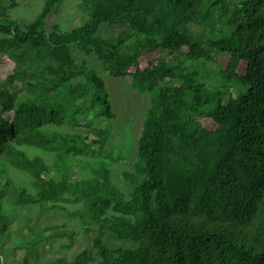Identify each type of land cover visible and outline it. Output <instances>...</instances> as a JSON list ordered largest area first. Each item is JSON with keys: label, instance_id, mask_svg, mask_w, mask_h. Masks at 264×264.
<instances>
[{"label": "trees", "instance_id": "obj_1", "mask_svg": "<svg viewBox=\"0 0 264 264\" xmlns=\"http://www.w3.org/2000/svg\"><path fill=\"white\" fill-rule=\"evenodd\" d=\"M63 2L46 0L22 23L7 14L16 0H0V62L12 67L0 81V170L25 172L34 189L0 184V233L10 232L8 200L42 211L75 202L96 256L37 264H264V0H78L84 23L48 30ZM105 24L123 31L108 38ZM73 46L150 94L140 159L123 174L129 193L103 160L73 174V159L90 145L101 154L109 138L81 115L116 117L105 81ZM214 52L229 55L218 84L206 66ZM66 125L73 131L56 130ZM27 146L53 153L55 167ZM108 230L138 246H108Z\"/></svg>", "mask_w": 264, "mask_h": 264}, {"label": "rangeland", "instance_id": "obj_2", "mask_svg": "<svg viewBox=\"0 0 264 264\" xmlns=\"http://www.w3.org/2000/svg\"><path fill=\"white\" fill-rule=\"evenodd\" d=\"M9 4L11 0H2ZM17 4L7 11V14L22 23L33 21L44 8L46 0H16ZM78 0H64L60 9L52 12L47 19V29L50 30L54 24L59 25L62 30H70L84 23V18L77 7ZM123 31V27L105 24L101 33L108 38H113ZM72 52L81 63L87 62L97 75L103 78L110 95V101L116 117L113 119L101 118L92 110L81 115L82 122L89 121L93 126L102 125L109 129V138L99 154L97 145L85 148L86 155H80L73 159V174L86 175L87 171H94L97 161L103 160L111 171L114 183L122 188L125 193L131 190L130 183L124 179V172L130 171L135 162L140 159L139 142L142 136V121L147 105L150 103V94L141 93L134 89L128 77L112 76L103 66L95 54H86L76 46ZM166 51H160L164 54ZM155 56V55H152ZM215 62H207V70L210 72L212 84H218V73L226 67L229 61L227 53L214 52ZM183 60L188 62L184 57ZM4 59V57H2ZM5 59L8 58L5 56ZM8 61V60H7ZM10 62V61H9ZM147 64L146 60L141 61ZM242 70V69H241ZM12 72L8 62H0V81ZM96 108L99 109L97 106ZM203 123V121H202ZM56 130L70 132L69 126L57 127ZM92 136V135H91ZM29 156L38 155L44 158L49 165L55 167L56 157L51 152L43 151L36 147H23ZM2 171V170H0ZM6 177H10L20 187L26 188L34 193L32 181L28 174L18 169L6 167V173L2 171L0 184ZM5 204L4 211L10 218V232L0 233V264H23V259L28 254V248L33 249L29 254L30 264L50 261L60 257L72 259L77 254L87 249L91 256H96L92 238L94 232L74 216L75 211L83 208L81 203L59 202L61 207L40 210L38 205H16L9 200ZM98 228V226L93 225ZM73 230L74 237L71 241L68 236H60V231ZM105 243L110 247H137L138 243L130 240H121L110 230L106 231ZM34 247V248H33ZM96 264V263H93Z\"/></svg>", "mask_w": 264, "mask_h": 264}]
</instances>
